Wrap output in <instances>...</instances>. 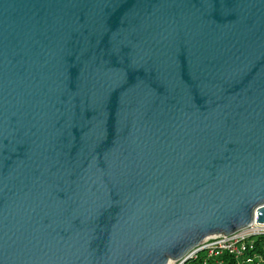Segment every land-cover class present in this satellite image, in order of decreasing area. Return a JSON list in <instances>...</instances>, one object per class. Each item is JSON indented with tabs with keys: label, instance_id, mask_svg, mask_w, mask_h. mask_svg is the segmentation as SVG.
<instances>
[{
	"label": "water",
	"instance_id": "95a60500",
	"mask_svg": "<svg viewBox=\"0 0 264 264\" xmlns=\"http://www.w3.org/2000/svg\"><path fill=\"white\" fill-rule=\"evenodd\" d=\"M264 224V0H0V264H170Z\"/></svg>",
	"mask_w": 264,
	"mask_h": 264
},
{
	"label": "built area",
	"instance_id": "2783aa9c",
	"mask_svg": "<svg viewBox=\"0 0 264 264\" xmlns=\"http://www.w3.org/2000/svg\"><path fill=\"white\" fill-rule=\"evenodd\" d=\"M263 233L264 224H259L257 221H254L249 227L232 234L210 237L201 245L191 250L184 258L172 261L170 264H186L188 261L198 258L202 253H205L207 258L220 256L223 253H230L235 257L242 256L248 248L252 247L251 245H248V239ZM206 263L207 262L205 261V264Z\"/></svg>",
	"mask_w": 264,
	"mask_h": 264
},
{
	"label": "trees",
	"instance_id": "16d2710c",
	"mask_svg": "<svg viewBox=\"0 0 264 264\" xmlns=\"http://www.w3.org/2000/svg\"><path fill=\"white\" fill-rule=\"evenodd\" d=\"M248 248L242 256L235 257L230 253H223L220 256L207 258L205 253L198 258L188 261L186 264H264V233L248 239ZM250 259V260H248Z\"/></svg>",
	"mask_w": 264,
	"mask_h": 264
},
{
	"label": "rangeland",
	"instance_id": "374dc122",
	"mask_svg": "<svg viewBox=\"0 0 264 264\" xmlns=\"http://www.w3.org/2000/svg\"><path fill=\"white\" fill-rule=\"evenodd\" d=\"M177 264V263H176Z\"/></svg>",
	"mask_w": 264,
	"mask_h": 264
}]
</instances>
